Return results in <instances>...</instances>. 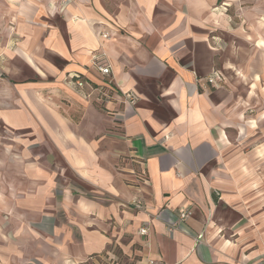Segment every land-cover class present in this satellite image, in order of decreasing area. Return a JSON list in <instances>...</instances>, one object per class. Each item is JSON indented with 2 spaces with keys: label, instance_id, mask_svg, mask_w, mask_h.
Segmentation results:
<instances>
[{
  "label": "crops",
  "instance_id": "crops-1",
  "mask_svg": "<svg viewBox=\"0 0 264 264\" xmlns=\"http://www.w3.org/2000/svg\"><path fill=\"white\" fill-rule=\"evenodd\" d=\"M262 150L264 0H0V264H264Z\"/></svg>",
  "mask_w": 264,
  "mask_h": 264
},
{
  "label": "built area",
  "instance_id": "built-area-1",
  "mask_svg": "<svg viewBox=\"0 0 264 264\" xmlns=\"http://www.w3.org/2000/svg\"><path fill=\"white\" fill-rule=\"evenodd\" d=\"M70 0H61V7H64ZM105 35V34H104ZM95 67L98 70V72L103 75V76H108L110 74V66L109 65H105L99 62H95ZM204 80L206 82H208L209 84L213 85L214 87H219L221 84V77L218 73V71H214L211 74H209L208 76L204 77ZM75 84L77 87L82 88L86 83L80 79L77 78L75 79ZM124 101H135L137 99L136 94H134L133 92H130L128 94L124 95ZM135 175L139 180H142L143 182H146V175H145V170L142 167H139L136 171H135ZM132 205L134 207L137 208H141L142 207V200L141 198H134L131 201ZM191 214V211L187 208H182L180 209L179 213H178V221H184L186 220ZM177 223H171L168 225V230L171 231L176 227ZM139 234L144 235L147 233V229L145 227H141L138 231Z\"/></svg>",
  "mask_w": 264,
  "mask_h": 264
},
{
  "label": "rangeland",
  "instance_id": "rangeland-1",
  "mask_svg": "<svg viewBox=\"0 0 264 264\" xmlns=\"http://www.w3.org/2000/svg\"><path fill=\"white\" fill-rule=\"evenodd\" d=\"M260 158L261 161L264 162V150L261 151ZM120 162H122L123 156H118ZM124 256L123 254H118L116 249L111 251L110 256L106 259L105 257H93L92 259L87 261V264H121L123 262Z\"/></svg>",
  "mask_w": 264,
  "mask_h": 264
},
{
  "label": "trees",
  "instance_id": "trees-1",
  "mask_svg": "<svg viewBox=\"0 0 264 264\" xmlns=\"http://www.w3.org/2000/svg\"><path fill=\"white\" fill-rule=\"evenodd\" d=\"M219 1H221V0H218V2ZM77 78H80V79H82V77L81 76H74V79H77ZM86 84H88V82L86 81V80H84V79H82ZM90 85H92L91 83H90ZM114 249H116L117 251H118V254H121L122 252H121V250H120V248L117 246V245H115L114 243H112L109 247H108V249L106 250V251H104V252H102L101 254H99V255H93L90 259H92L94 256L95 257H105L106 259L110 256V254H111V251L112 250H114ZM90 259H88V260H90ZM88 260H86V261H84V262H80V263H78V264H87V261Z\"/></svg>",
  "mask_w": 264,
  "mask_h": 264
}]
</instances>
